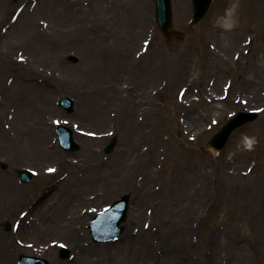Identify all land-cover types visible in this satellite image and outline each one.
<instances>
[{
  "label": "rangeland",
  "instance_id": "rangeland-1",
  "mask_svg": "<svg viewBox=\"0 0 264 264\" xmlns=\"http://www.w3.org/2000/svg\"><path fill=\"white\" fill-rule=\"evenodd\" d=\"M155 1L0 0V264H264V0H213L195 25L192 0H172L167 35ZM250 108L255 121L208 148ZM55 120L79 149L59 146ZM20 167L37 175L24 184ZM125 193L124 232L93 242V213Z\"/></svg>",
  "mask_w": 264,
  "mask_h": 264
},
{
  "label": "water",
  "instance_id": "water-1",
  "mask_svg": "<svg viewBox=\"0 0 264 264\" xmlns=\"http://www.w3.org/2000/svg\"><path fill=\"white\" fill-rule=\"evenodd\" d=\"M210 3V0L207 1V7H208V4ZM206 6V5H205ZM204 10L202 11H199L196 15V21L200 20L203 15H204ZM157 19L159 21V23L161 24V27L162 29L165 31L169 24H170V21H171V14H170V7H169V0H159L158 1V6H157ZM254 115H256L254 113ZM241 115H239L240 117ZM244 121V120H243ZM243 121L241 122H237L238 124L242 123ZM229 125H226L222 131L215 137V139H213L211 142H210V145L213 146V147H217V148H220L222 146L219 145L217 146V142L219 140V138H226L227 137V134L229 132Z\"/></svg>",
  "mask_w": 264,
  "mask_h": 264
},
{
  "label": "bare ground",
  "instance_id": "bare-ground-1",
  "mask_svg": "<svg viewBox=\"0 0 264 264\" xmlns=\"http://www.w3.org/2000/svg\"><path fill=\"white\" fill-rule=\"evenodd\" d=\"M1 4H2V0H1ZM92 60L93 61H97L94 57H92ZM131 110H132V108H131ZM134 110V109H133ZM38 128H36V130H35V143L38 141V144H42V145H44L43 144V141L45 140V137H47V135L44 133V132H46L47 130H48V128H46V126L45 125H39V126H37ZM79 148H80V145L78 146ZM83 147H85V144H83L82 145V148ZM40 148V146H38V149ZM78 148V149H79ZM245 157V156H244ZM241 158H243V157H241ZM72 179V175L70 174L69 175V178L68 179H64V182H66L67 180V182L66 183H68L69 184V182H70V180ZM78 188H81L80 187V184H79V182H76L73 186H72V189H78ZM126 194V193H125ZM144 234H145V238H144ZM148 234H149V232L148 231H143L142 232V235H141V241L140 242H142V245L144 244V243H146V242H149L148 241V238H147V236H148ZM130 241V239H127V242H129ZM125 244H129V243H125ZM237 250H239V247H235ZM142 249L144 250V249H148V246H146V245H143V247H142ZM100 254V253H99ZM123 254H126V253H124L122 250H118L117 251V253L115 254V256H118L119 258H120V256L121 255H123ZM101 255V260L99 261V262H94L93 260L91 261V262H89V259L85 262V264H105L104 263V261L107 259V257L108 256H105V255H102V254H100ZM79 260H80V258H79Z\"/></svg>",
  "mask_w": 264,
  "mask_h": 264
},
{
  "label": "snow or ice",
  "instance_id": "snow-or-ice-1",
  "mask_svg": "<svg viewBox=\"0 0 264 264\" xmlns=\"http://www.w3.org/2000/svg\"><path fill=\"white\" fill-rule=\"evenodd\" d=\"M49 171L51 172V171H54V169H49Z\"/></svg>",
  "mask_w": 264,
  "mask_h": 264
}]
</instances>
